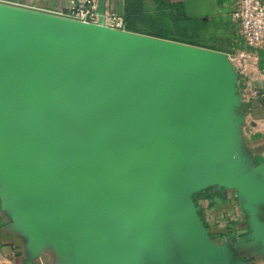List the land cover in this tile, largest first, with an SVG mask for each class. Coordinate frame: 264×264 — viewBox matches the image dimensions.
Returning <instances> with one entry per match:
<instances>
[{
  "label": "rangeland",
  "instance_id": "1",
  "mask_svg": "<svg viewBox=\"0 0 264 264\" xmlns=\"http://www.w3.org/2000/svg\"><path fill=\"white\" fill-rule=\"evenodd\" d=\"M5 9L0 5V176L28 209L48 211L67 199L68 187L79 182L87 151L79 133L71 137L69 92L56 88L50 77L58 68L45 58L40 63L30 58L33 52L26 53L20 45L19 35L13 33L17 23ZM234 43L222 34L218 45L188 47L203 53L195 77L202 93L186 75L179 81L167 78L169 87L160 99L145 94L144 109L158 141L139 119L135 133L120 106L99 108L93 129L102 160L92 194L110 220L112 238L106 248L110 256L119 260V231L161 228L158 214L163 206L154 201L167 198L161 185L171 198L181 197L171 170L195 185L210 173L213 163L230 156L245 132V63L242 53L233 51ZM242 44L248 45L245 40ZM57 207L61 210L62 202ZM171 209L172 230L183 229L178 212ZM201 263L189 248L188 264Z\"/></svg>",
  "mask_w": 264,
  "mask_h": 264
},
{
  "label": "crops",
  "instance_id": "2",
  "mask_svg": "<svg viewBox=\"0 0 264 264\" xmlns=\"http://www.w3.org/2000/svg\"><path fill=\"white\" fill-rule=\"evenodd\" d=\"M85 1L0 0V5L77 22L47 11H66ZM103 8L137 28L149 24L153 29L174 33L178 26L181 37H192L200 46L220 44L222 34L235 41L233 51L242 53L245 63L243 93L248 95L245 132L231 156L215 166L214 173L225 184L192 193L183 203L225 264H264V41L256 45L242 44L239 24L231 17L233 0H104ZM125 32L195 47L129 30ZM2 178L0 176V264H93L81 257L90 232L88 227L79 224L72 208L64 205L62 210L53 208L44 215L40 209H28L18 195L12 193L11 183ZM158 218L161 228L152 232L138 236L131 232V239L119 232L122 264H188L189 248L201 264H221L189 224V229L185 225L175 231L170 225V213H159ZM111 238L108 232V240Z\"/></svg>",
  "mask_w": 264,
  "mask_h": 264
},
{
  "label": "water",
  "instance_id": "3",
  "mask_svg": "<svg viewBox=\"0 0 264 264\" xmlns=\"http://www.w3.org/2000/svg\"><path fill=\"white\" fill-rule=\"evenodd\" d=\"M103 5L104 0H99L100 14L104 11ZM5 7L8 8L5 10H10L9 19L17 23L13 33L19 35L20 45L25 47L26 53L28 50L33 52L28 54L30 58L36 63L45 58L53 63L56 69L58 68V72L51 74L50 77L56 88H64L69 92L68 105L72 110L69 113L71 137L74 139L79 133L81 147L87 151L86 163L78 175L79 182L71 184L68 187L67 199L58 200L51 205L50 210L56 209L62 202V208L64 205L72 208L79 224L88 227L90 234L81 249V257L84 260L93 264L109 262L122 264L121 260L107 253L110 220L103 212V204L92 194L102 160L93 122L97 119L101 106L113 103L125 111L135 133L138 130L139 119L158 141L150 117L144 109L145 94L152 93L160 99L161 93L167 92L169 87L167 78L179 81L186 75L190 83L202 93L195 77L196 65L203 53L182 45L132 36L125 31H116L102 24L67 21L28 10L24 12L19 8ZM11 28L13 29V25ZM25 55L27 61V54ZM223 160L213 163L210 173L203 176L195 185H189L175 170H171L175 189L181 197L171 198L168 196L167 188L161 185L167 198L154 200L158 205L161 204L160 206L166 203V206H163V213L171 214V208L174 207L178 212L176 217L184 218L182 220L184 226L187 225L188 228L189 224V227L214 252L221 264L225 262L197 225L183 201L192 193L209 186L225 184L214 173L215 166ZM169 164L171 166V163ZM36 209H40L43 215L50 211H44L40 207ZM131 232L137 233L136 236L140 235V232L122 231L125 236H130L129 239Z\"/></svg>",
  "mask_w": 264,
  "mask_h": 264
},
{
  "label": "built area",
  "instance_id": "4",
  "mask_svg": "<svg viewBox=\"0 0 264 264\" xmlns=\"http://www.w3.org/2000/svg\"><path fill=\"white\" fill-rule=\"evenodd\" d=\"M233 4L231 17L239 24L245 42L256 45L264 41V3L260 0H233ZM47 12L80 23L102 24L116 31H126L122 17L105 10L99 13V0H86L66 11Z\"/></svg>",
  "mask_w": 264,
  "mask_h": 264
},
{
  "label": "trees",
  "instance_id": "5",
  "mask_svg": "<svg viewBox=\"0 0 264 264\" xmlns=\"http://www.w3.org/2000/svg\"><path fill=\"white\" fill-rule=\"evenodd\" d=\"M123 21H124L125 29L129 31L152 35V36H156L159 38L169 39V40L177 41V42L187 44V45H194V46L198 45V43L194 41L192 37L188 39L181 37L180 29L178 26L175 29L174 33H170V32H163L162 30H159V29L158 30L153 29V27L150 26L149 24H145L143 27L137 28V27L130 25L129 24L130 22L127 19H123Z\"/></svg>",
  "mask_w": 264,
  "mask_h": 264
},
{
  "label": "bare ground",
  "instance_id": "6",
  "mask_svg": "<svg viewBox=\"0 0 264 264\" xmlns=\"http://www.w3.org/2000/svg\"><path fill=\"white\" fill-rule=\"evenodd\" d=\"M224 92H226V89L224 90Z\"/></svg>",
  "mask_w": 264,
  "mask_h": 264
}]
</instances>
